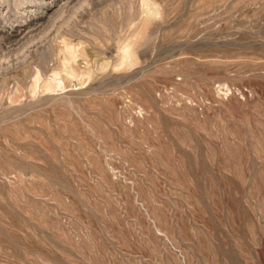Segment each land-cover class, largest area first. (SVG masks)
Wrapping results in <instances>:
<instances>
[{
	"label": "rangeland",
	"instance_id": "1",
	"mask_svg": "<svg viewBox=\"0 0 264 264\" xmlns=\"http://www.w3.org/2000/svg\"><path fill=\"white\" fill-rule=\"evenodd\" d=\"M64 2L0 0V31ZM42 22L0 47V264H264V0Z\"/></svg>",
	"mask_w": 264,
	"mask_h": 264
},
{
	"label": "bare ground",
	"instance_id": "2",
	"mask_svg": "<svg viewBox=\"0 0 264 264\" xmlns=\"http://www.w3.org/2000/svg\"><path fill=\"white\" fill-rule=\"evenodd\" d=\"M74 1L75 0H65L63 5L55 9L51 7L50 8L51 10L47 11L48 15L41 16L40 19H37L38 21L30 22L28 26H18L12 32L1 30L0 31V47H3L5 44H8V47L10 44H12V46L15 47V45H20V44L22 45V43L25 44V42H29V40H31L32 42V40L38 37L41 33L43 34V32L46 30V27H45L46 24L45 22H42L45 18H47L49 22V20H52L53 18L60 16V14L64 12L66 7L67 8L70 7V5ZM47 45L48 46H45L44 49H48L49 51H51L52 46H53L52 42H49V44ZM9 48H12V47H9ZM1 67H2V63L0 64V69H2Z\"/></svg>",
	"mask_w": 264,
	"mask_h": 264
}]
</instances>
